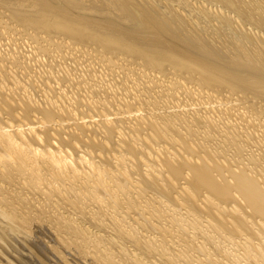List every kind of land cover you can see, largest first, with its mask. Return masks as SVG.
Wrapping results in <instances>:
<instances>
[{
    "label": "bare ground",
    "instance_id": "obj_1",
    "mask_svg": "<svg viewBox=\"0 0 264 264\" xmlns=\"http://www.w3.org/2000/svg\"><path fill=\"white\" fill-rule=\"evenodd\" d=\"M189 1L190 0H0V10L7 11V14H8L10 20L12 22H14L15 25L19 26V28L24 30V32L28 33V36L32 37V35H33V37H34L36 35L35 37H37L36 38L37 40L40 39V40L45 41L47 43V44H41L40 43L41 45L39 44L40 49L39 48L38 49L41 50L42 51L41 53H43V54L46 53L47 51L50 52L49 50L52 49L51 43L50 44L48 43L51 40H53L51 38L52 37L56 38V36L61 35V37L63 36V38L67 39L70 43H72L70 46L73 45V48H75V49L77 47L76 45L81 46V44H89L90 42L94 45H97V46H94L95 47L94 49L99 50L102 53L101 54L102 58H103V60H106L105 62L108 61V65H109V63L114 62L115 58L120 57L122 60L126 59V60H130L132 62L139 63L145 70L147 69V70H151V71L156 72L157 75L153 74L156 77L158 76V74L159 75L160 74L161 75L167 74L168 69H172L174 72H178V74L184 75L187 78L185 80H192V81L196 80L198 82L199 86L203 87V89L205 88V89H208L209 91L211 90L210 92H212L213 90H217L216 93L220 92V91H222V92L225 91L227 93H231V94L238 95V96H239V94H241L242 96H245V97L246 96L248 97V95H250L251 97L254 98L253 99L254 101L255 100H261V102H262V100H264V0H207V2L208 1H210V2L207 4H205V2H204L201 5L199 4V6L198 5H191L193 3L189 2ZM210 3H211V5H213V4L218 5V6L220 5L221 9L216 8V7L213 9L212 7H209L208 5ZM174 5L182 7L184 9V11L188 12L190 15H192V12H190V11H193L194 15H192V16H194L199 22L197 20L194 21L193 19L189 18L190 15H188L189 16L188 17L186 13H184L181 10L179 11ZM193 6H195L196 8H193ZM223 10H226V12L228 10L230 13L232 12L233 13L232 16H230L229 13L224 14ZM7 14H6V17H7ZM5 19H8V18H5ZM213 19L216 21L217 24L209 25L210 23H212L211 21ZM2 20H4V18ZM196 23H198L199 27L197 26ZM235 24H236V26H235ZM237 24L238 25L240 24V26H242V28L238 29L240 27ZM245 24L249 25L248 28H246L247 25L245 26ZM214 25H216L215 26V28L217 27L216 29L213 27ZM234 26L235 27L238 26V28H237L238 32ZM212 27L214 28L213 32H214V30L216 31V33L214 32L215 35H214V33H212L210 31L211 30L210 28H212ZM251 27H253L254 29L256 28V31H252L250 29ZM208 29H210L209 30L210 32L207 31ZM235 29H236V31L234 32ZM241 30H243V31H241ZM227 32H229V33H227ZM38 34H40V35L38 36ZM58 37L60 38V36H58ZM59 38H57V39H59ZM67 40L64 42L68 43ZM35 42H34V44H35ZM19 43H21V42H19ZM60 44H61V42L57 43L58 46L57 45L56 46L60 47L59 46ZM35 46H32V47H35ZM32 47H31V49H33ZM35 48H37V47H35ZM90 49H91V47H90ZM39 50L38 51L35 50V52H37V54H38V52H40ZM0 51L2 52V50H0ZM1 52H0V56H2ZM18 53H20V52L18 51ZM18 53H17V55H18ZM50 53H48L49 56L51 55ZM2 54L4 55L3 52H2ZM112 54H115V55H112ZM19 55L20 56L22 55L25 57L24 54L20 53ZM9 56H11V55H9ZM25 59H27V58H25ZM39 59H38V62H39ZM117 59H119V58H117ZM116 61L117 60H115V62ZM2 62H3V60H2ZM11 62H14V61H11ZM24 62H26V61H24ZM105 62H103V63L106 66L107 64ZM117 64L120 65V67H121L122 63L119 64V62H118ZM18 66H19V64H18ZM130 68H133V67H130ZM9 71H12V70H9ZM48 71L49 70H47L46 72H48ZM44 72L45 71H43V73ZM129 72H131V71H129ZM182 73H185V74H182ZM3 74L5 75L6 73H3ZM129 74L131 76L133 73L132 74L129 73ZM136 74H134V75H136ZM50 75H52V74H49V76ZM134 75H133V77H134ZM141 75H143V74H141ZM148 75H149V73H148ZM10 76H12V75H10ZM60 76H62V75H60ZM155 76H153V77H155ZM137 77H140V76L138 75ZM141 77H140V79L143 78V77L142 78ZM180 77H182V76H180ZM12 78L14 79L16 77H11L10 81L14 82L12 80ZM26 79H28V78H26ZM64 79H66V78H64ZM71 79H74V78L71 77ZM125 79H126V82L130 81L133 83L135 81V80L131 81L134 78H132L131 80H129L128 78H125ZM156 79H158V78H156ZM7 80L9 82V79H7ZM14 80H16V82L19 83V81H17L19 79H14ZM152 80H154V79H152ZM12 82H11L12 85L16 86L18 84V83L15 84L16 82L13 84ZM138 82H140V81H138ZM173 82L174 83L176 82L178 85H182L177 80H175ZM122 83H124L123 80H122ZM154 83L155 82H153V84ZM176 83H175V85H177ZM94 84H95V82H94ZM150 84L152 85V82ZM154 85H152V86H154ZM161 85H163V84H161ZM85 86H87V85H85ZM96 86H98V85H96ZM155 86H157V85H155ZM169 86H170V84H169ZM2 87H3V84H2ZM2 87L0 89H2ZM4 87H5L4 89H6V92L9 90L8 93H12V92H10V88L7 90L6 86H4ZM9 87H11V86H9ZM24 88H26V87H24ZM133 88H134V84H133ZM147 88H146V90L145 89L144 90L147 91ZM149 88H150V86H149ZM167 88H165V89L167 90ZM171 88L173 89L174 87L172 86ZM179 88H180V86H179ZM11 89H13V88H11ZM162 89L160 88L161 92H163V91H164V93L167 92L165 90L162 91ZM181 89H179V90H181ZM203 89H202V91H203ZM223 89H226V90H223ZM3 90H2V93H3ZM17 90H18V88H17ZM17 90H16V92H17ZM24 90L25 89H23L22 92H24ZM183 90H187V89H185V86L183 87ZM183 90H181V91H183ZM6 92H4V93H6ZM13 92H14V89H13ZM26 92L27 91L25 90V93ZM172 92H171V94H172ZM187 92H188V90H187ZM200 92H201V89H200ZM213 92H215V91H213ZM23 94L24 93H22L21 95H23ZM166 94H164V95H166ZM13 95H12V98H14ZM17 95H15V96H17ZM24 95H28V94H24ZM187 95L190 96V94H188V93H187ZM209 95H212V94L210 93ZM84 96H86V95H84ZM146 96H148V95H146ZM1 97H3V96L0 95V102H2V104H3V102H5V104H6V105L4 104L5 107L7 106V108H8V106H10V110H12L11 107L12 106L14 107V103H15V107L17 106V108H19L18 110L19 111L21 110L20 112L21 113L23 112L22 114H24V116L26 115V117L23 116V120H24V118L29 120L28 117L30 115L29 114L30 111L34 110V112L36 113L38 110L41 113V117L39 116L40 118L37 120L38 126H36V127L32 125V123H34V120H32V123L28 122L27 120H24L25 122H21L22 124H19V123H18L19 125L15 124L16 122L14 123L13 120H15L16 117L19 115H16V116L13 115L15 117V119L8 117V118H5L6 120H4V122L0 121V213L6 218V221L8 220L12 223L11 224L10 222H7V223H9V226H13V225L18 226L19 225L21 228L26 229V228H28L29 224L33 221V219L35 220V217L42 215L44 212L43 205L41 206V204H39V203H38V205L33 204L32 200H30L26 196H24L23 193H25V192L21 193V190H20V192L18 191V189L16 190L14 188V187H16V185L12 186L14 182L16 183V181H17V183L20 185V188L21 187L23 188L24 185H26L27 187L30 188V190L33 189L32 191L35 190V191L39 192V194L41 193L43 195H46V197L48 196L50 198L51 196H55L57 199L60 200V202H61V199L64 198L63 190H65V192L67 191L68 193H71V191H72V195L74 193L75 194L73 195L74 200L73 201L71 200L72 201L71 208L73 206V209L76 213H79L81 216L83 215V217L85 216L84 215L85 211L84 210L81 211L80 209L83 208L81 206H83L84 203L86 202L84 200L89 199L92 202V204H94V208H97L96 212L91 211L92 213H90L91 219H92L90 224L95 223L99 229H101L100 227H102V229H103V227L107 224L106 221H108L112 227L111 231H113L112 233L114 235V238H117V239L121 240V242L129 244L132 248H134V250L136 251V254H134L133 252L132 253L130 252L132 255L129 253V251H126L123 248V246L125 247L126 244H122L123 246L120 247L118 250L119 254L124 256L123 259L126 261L127 264H145V262H147V261L144 262L139 255H143L144 257H149V258L150 257H156L155 259L157 261L163 263V264H183V261H185L186 259L179 262L180 259L177 258V255H175V253H171L172 252V248H170L171 244L166 242L164 239V237L166 235L169 238H171L173 235L169 236L168 234H173V233L171 232V229L170 230L168 228L166 229L165 227H163L159 224L160 220H161L160 217L161 216L163 217V215L161 214L162 210L158 206H155V207L149 206L150 203L148 200L152 199L150 196H148L149 199L143 198L141 200V198L143 197L142 196V194H143L142 190L146 186H147V188H146L147 190H148V186L151 189L152 188H154L156 190L158 189L160 192L159 196L160 195L162 196L164 194V196H166V197H167V195H169V194L165 195V193H167V190L171 191L172 189L177 188L176 189L177 191L174 190L176 192V196L172 195L173 200L171 201L169 198V203L172 202L176 206L178 205V207L183 209V211H185V212H182V211L178 212L177 211L178 212L177 213L176 211H174V209L169 208L173 211H171L170 213L167 212V214H169L168 216L165 215V216H167V219L169 220L168 221L165 218V221L167 220L171 226L174 225L177 227L176 233H175L177 236L181 235V237L184 236L186 238L187 236H189V233H187V228H190V229H192L191 234L192 233L193 234H195V233L200 234V236L202 237L201 239H204V242L206 240L207 243H210L212 240V237H213L212 235L208 234L210 230L207 233V231H205V232L203 231L204 229L203 230L198 229L199 228L198 225L202 222H206L207 223L206 227H209L210 229L211 228L214 229V232L217 235H221L224 237L223 239H230V240L233 239L234 240L233 237H235L237 235V238H238V234L240 232H243L242 236L240 237V239L242 241L238 242V244H239L238 247H241L240 249L242 250V254H240V255H243V257H245L248 260L249 264H257L258 261L262 262V264H264V240H262L260 242H253L252 239H250L251 235L253 234L252 230L254 229V227H253L254 223L258 225L257 227L261 226L262 228H264V179L261 180L260 178H258V176L256 177V175L253 174V171H252L253 169L251 168L252 169L251 170L249 167H247L245 169H239V170L232 169L229 166L234 165V164L230 163V165H229V163H228V165H229L228 166L227 164H225V162L227 163V161L224 162L222 159L221 160L214 159L213 157L208 156L209 152L205 153L204 150H202V152H204L207 155H205L203 153V155L202 154L197 155V158H195V155L194 156L191 155V154L195 153V149L193 148V145L191 144L192 141L189 142V140H187V139L189 137H191L189 135H191L192 131H194V135L198 131L196 129V127H194L195 128L194 130H192L194 124L192 125V128H191L192 131L190 133H189V131H187V129L190 130L189 125L192 124L191 122L187 128L184 127V129L186 130L185 132L186 133L188 132L187 135L189 137L188 136H187L188 138L185 137L186 133H183L184 137L180 136V134H182V132L180 131L181 133L180 132L179 133L177 132V133L179 134V138L181 137V139L178 140L179 138L177 136L178 139L175 137L176 140H174L177 142V144H178L177 146H179V148L175 147L176 150L180 149L181 151H186V152H188L187 154L184 152L185 154H183V155L180 154V156H178L179 153H182V152H179L180 150H178L177 152H179V153H176V155L174 154L171 156L170 154H172V153H168L169 155L167 154V156H165L162 153H159V151H157V150H156L157 152L154 151L155 153H157L159 155L158 158L154 159L155 160L154 161L155 166L152 164L153 167H150V165L148 163H146L149 166L145 165L148 168L146 169V172L144 175L142 172H141L142 173L141 174V173H139L140 171H136L137 176H139V178H137L138 180H136V181H132V179H130L131 174H129V172L131 173V170H130V168L129 169L127 168V164L125 163V158H123L124 157V154H123L122 157H116L117 165H115V166H117V168L119 165L120 166L119 168L122 167V169H118L117 174L113 175L114 178H116V179H114V178L110 179V177H108V175H107L109 170L103 168L104 162L102 164V160L104 161V157L106 158V157L110 156V155L109 156L107 155L108 154L107 152H106L107 154H104V152H103L104 155H107V156H103V157H102V155H100L98 153L95 154L93 152L95 154V156L97 155L100 158H102L100 163L102 164L103 167H101V168L97 164L92 163L93 162V156H92V158H90V159H92V162L90 163L91 160L88 161V158H87L90 156V154H88L86 152L87 157H85L86 153H84L83 150H82V152H83L82 154H80V155L78 154L79 155L78 160L77 161L74 160V161H76L74 163L73 161H71L73 159L72 155H71L72 159L68 158V156L70 154L69 152L71 150H69V152H68V150H64V148H63V146H64L62 144L64 142L63 139L66 141L67 138H65V137L62 138L60 136L58 138H56L55 135L58 136V133L56 131V129L58 127L56 126L57 128L54 127L55 129H53L54 125L52 126V124L55 123L58 126L61 125L63 118H64L63 115H65V114L69 115L70 114L69 109L70 108L73 109L72 108L73 106L66 103L67 105H70L71 107L67 109L66 105L64 104L65 107L63 106V108H61V106L58 105L59 101L58 102L53 101V102H49L47 104L45 100L44 101H45L46 105H42V103L40 105H38V103H40L41 101H39V102L37 101L38 103L35 100H34L35 103L30 102L31 101L30 99H32V101H33V98H31L30 95H29V98L27 96L28 99L25 96L21 97V98L18 96L19 99H18V97H17V99L19 100V104H16V103H18L17 99H16L17 102L14 100V102H12L13 103L12 104L11 102L6 101L5 100L6 98L4 99ZM7 97L9 98L8 94H7ZM86 98L87 97H85L84 100ZM1 99H2V101H1ZM123 99H124L123 101H126V103H127V99H129V98H127L126 100H125V98H123ZM171 99H172V97H171ZM51 100H52V98H51ZM87 100H89V99L87 98ZM82 102H84V101H82ZM96 102L98 103L99 100L98 101L96 100ZM236 102H238V101H236ZM76 103H78V101ZM91 103L93 106L91 108H94L96 106V104L94 103L95 104V106H94L92 101H91ZM132 103H134V102H132ZM86 104L88 105V102L85 103V105ZM131 105L132 104L130 102L128 106H131ZM0 106L2 107V105H0ZM88 106H91V105H88ZM124 106H126L125 102H124ZM103 108H104V106H103ZM128 108L126 110H128V112H129L130 108H133V107H130L129 109ZM252 108H254V107H252ZM155 109L157 111L159 108L158 109L155 108ZM6 110H8V109H6ZM74 110H76V109L74 108ZM126 110H123V111L125 112ZM136 110L138 112L137 108H136ZM167 110H169V109L167 108ZM173 110H172V112H170L171 114H173ZM0 111H1V109H0ZM117 111H119V110L117 109ZM161 111H164V110L161 108ZM3 112H5V113H3ZM3 112H2L3 114H6V111L4 108H3ZM39 112H37V113H39ZM74 112H76V111H74ZM102 112L103 111H101V113ZM124 112H122V113H124ZM2 113L0 115H2ZM8 113H9V111H8ZM81 113H83V112H81ZM130 113L132 114V112H130ZM97 114H99V112H97ZM124 114L126 115L128 113L125 112ZM165 114H167V113H165ZM73 115L75 116V114H73ZM99 115H100V117L102 116L101 114H99ZM99 115H97V116L99 117ZM105 115H103V116H105ZM153 115H155V114L153 113ZM159 115H160V113H159ZM159 115H158V117H159ZM161 115H160V117L163 120H165L164 116L162 117ZM163 115H164V113H163ZM9 116H10V113H9ZM94 116L95 115L93 114V118H94ZM118 116L119 115L116 116L117 119L120 117V116L119 117ZM140 116H141V114H140ZM142 116H143V114H142ZM150 116H152V114ZM165 116H167V115H165ZM175 116L177 117V115H175ZM175 116H174V118H175ZM195 116H196V114H195ZM0 117H2V116H0ZM10 117H12V115ZM70 117H68L69 121L72 119V117L71 118ZM77 117H73V118H76V120L80 121L79 117L78 118ZM84 117H86V116H83L82 118H84ZM134 117H132L133 123L137 124L136 121L138 119L136 121H134ZM144 117H142V118L144 119ZM198 117H199V114H198ZM202 117L203 116L199 117V119ZM90 118H92V117L90 116ZM108 118H109V116H108ZM111 118H112V116H111ZM136 118L137 117H135V119ZM146 118H148V117L146 116ZM149 118H148V120H150ZM206 118H210V117H206ZM0 119H2V118H0ZM17 119L19 121L18 117H17ZM33 119H34V116H33ZM35 119H37V118H35ZM103 119H104V117H103ZM120 119L121 118H119V120ZM152 119H154V118H152ZM168 119H169V117H168ZM182 119H183V117H182ZM182 119L180 120L177 118V124L178 123L180 124L181 123L180 121H182V123L183 122L187 123L186 121H183ZM192 119H190V120L192 121ZM199 119L197 120L198 122H199ZM30 120H31V118H30ZM96 120H98L97 122H99V120L102 121V119H96ZM112 120H113V118H112ZM129 120H126V122ZM184 120H186V119H184ZM200 120L201 121L199 123H204V118H203V122H202V119H200ZM205 120H207V119H205ZM26 121L29 124L26 123ZM86 121L81 122V123L79 122V124H77V126L74 124L76 122H74L73 125H75V127H77V129L81 128L82 130L80 129V131H82V132H83V130H85V131L89 130V132H90L93 128L91 126H94L95 122L93 125L90 126V124L88 125L89 121H87L88 123ZM172 121H174L173 118L171 119V122ZM72 122H73V120H72ZM102 122H100L99 124H101L100 127L102 126V124H104V128H103L104 130L103 131L105 132L106 136L103 134L104 133L103 132L102 134H103V136H105L104 137L105 140L103 142H101L102 143L101 146L102 145L106 146V145H108V142L111 143L110 142L111 140H109V138L113 135V130H114L113 125L115 126V124H117V123L114 124L109 119H107L105 121V123L104 122L102 123ZM117 122H118V120H117ZM121 122L124 123L123 121H121ZM146 122H144V124ZM156 122L155 121L151 122V120L149 121V123L152 125V128H154V123H156ZM164 122L166 124V121H164ZM211 122H210V124H206L207 125L206 127H208V125H211ZM133 123L131 125H133ZM149 123L147 122V124H149ZM194 123L197 124L196 121ZM25 124L26 125L28 124L26 129L24 128ZM70 124H71V121H70ZM144 124H143V126H144ZM175 124H176V122H174L173 125H175ZM166 125L168 126L169 124L167 123ZM166 125H163V127H165ZM173 125L172 126L169 125L170 127L173 128V130H172V128L170 129L171 132L172 131L174 132L177 130L176 128H174ZM186 125H184V126H186ZM200 125H202V124H200ZM200 125H198V127ZM155 126H156V128H158L157 126H159V125H155ZM224 126H226V125H223V128H224ZM89 127L91 129H89ZM96 127L98 128L99 126H96ZM102 127H101V129H102ZM118 127H119V125L117 126V128ZM133 127L135 128L136 126H133ZM150 127L151 126L146 127V128L149 129ZM228 127H231V126L229 125ZM59 128H60V126H59ZM59 128L57 130L62 132V129L59 130ZM97 128H95L94 132L99 130V129L96 130ZM122 128H125L126 130L128 129V127L127 128L122 127ZM132 128L130 129V131H132ZM152 128H150V129L153 130ZM159 128L162 129V126H160ZM209 128H211V126L208 127L207 129H209ZM223 128H221V129H223ZM226 128H227V126H226ZM135 129L137 130V128H135ZM160 129H156V130L158 131ZM178 129H179V127H178ZM204 129H206V128H204ZM207 129H206V131H207ZM212 129H214V128L212 127ZM212 129H210V130H212ZM215 129H216V127H215ZM50 130H53V131L51 132ZM156 130H155V132H156ZM162 130H164V128ZM121 131H123V130H121ZM121 131H119V132L117 131L119 133V136H120L118 138L123 137V139H124L123 141L125 143L126 138H124V136H126L127 133L125 131L126 134L124 135V134L120 133ZM165 131H162V133ZM177 131H179V130H177ZM216 131H218V132L221 131V134L224 133V131L222 132V130H215L214 132H216ZM232 131H236V130H232ZM94 132H92V133H94ZM101 132H100V134H101ZM115 132H116V130H114V133ZM153 132H154V130H153ZM218 132H216V133H218ZM227 132L230 133V131H228V130H227ZM40 133H42V134H40ZM65 133L70 135V137L73 136L72 138L76 140V138H74V136H76V134H74L75 132L74 133L72 132L73 135H71L72 133L69 130H68V133L67 132H65ZM69 133H71V134H69ZM122 133H124V132H122ZM136 133H138V132H136ZM158 133H159V131H158ZM203 133H206V132L203 131ZM208 133H209V131H208ZM66 134H64V135H66ZM86 134H87V131H86ZM86 134H84V135H86ZM146 134H148V137H149V133L147 132ZM221 134H219V135H221ZM235 134L232 136H236ZM60 135H61V133H60ZM89 135H87L88 136L87 138H89ZM95 135H97V134H95ZM132 135H127V136H129L128 138L130 139V136H132ZM135 135H137V134H135ZM135 135H134V137H135ZM223 135H225V133ZM93 136H94V134H93ZM165 136H166V134H165ZM170 136L171 135L168 134L169 138H170ZM202 136H205V135H203L201 133L200 140L204 139V138H202ZM207 136L208 135L206 134V137ZM230 136L231 135H229V139H230ZM232 136H231V138H232ZM116 137H117V135H116ZM143 137H145V136L143 135ZM210 137H211V135H210ZM69 138H68V140H69ZM85 138H86V136H85ZM158 138L160 139V137H158ZM193 138H194V136H193ZM196 138H198L197 135H196ZM212 138H215V137H212ZM226 138H227V136H226ZM237 138H238V136H236V139H235V137H233L232 139L238 141ZM44 139L47 140L46 142H48V143L51 139H56L54 141L55 142L58 141V143H61V146H60V144L59 145L57 144L58 149L55 150L52 147H53V144L55 145L56 143L51 141L49 143V146L52 149L51 148H44V146L47 145L48 143L43 144L44 149H42V145L40 146L41 142H40L39 146L38 145L35 146L33 144L34 142H32V141H36V140L38 142V141H42ZM77 139H81V138H77ZM110 139H112V137ZM149 139L153 140L152 136L149 137ZM162 139H161V142H162ZM138 140H139V138H138ZM156 140H157V138H156ZM165 140H167V139H165ZM207 140L211 141L208 137H207ZM227 140H226V143H229V142L232 143L230 140H229V142ZM94 141L93 142L89 141V142L91 144V142L94 143ZM127 141H126V145L128 142H131V141H128V142ZM133 141H134V139H133ZM133 141H132V143H133ZM154 141H155V139H154ZM163 141H164V139H163ZM167 141H169V140H167ZM203 141H205V140H203ZM37 142H36V144H37ZM66 142H68V141H66ZM66 142H65V145L67 146ZM77 142L79 143V141H77ZM155 142H157V141H155ZM172 142H173V139H172ZM211 142L214 143L213 141H211ZM223 142H225V141H223ZM71 143L72 142H70V144ZM98 143L100 144V142H98ZM120 143H122V142H120ZM134 143H136V141H134ZM205 143H206V141H205ZM230 143H229V145H232L235 142L232 144H230ZM129 144H131V143H129ZM143 144L147 145V143H145V142ZM237 144H235V147L232 145V147H234V148H237V146L240 147ZM75 145H76V143H75ZM87 145H89V144H86V146ZM122 145H124V144L122 143ZM133 145H135V144H133ZM168 145H169V143H168ZM170 145H172L171 148L174 149V146H173L174 144H170ZM201 145L202 144H200V146ZM49 146L47 145V147H49ZM72 146H74V145L72 144ZM92 146H93V144H92ZM120 146H119V148H122V149L125 147V145L123 147H120ZM164 146H166V145H164ZM205 146L210 147L209 144L205 145ZM68 147L70 149L72 148L70 146H68ZM77 147H78V145H77ZM80 147H81V145H80ZM89 147H91V146H89ZM128 147L132 148L130 145ZM137 147L138 146L135 145L134 150ZM147 147H149V146L147 145ZM161 147H163V146H161ZM161 147L158 150H161V152H162V150L164 148L161 149ZM199 147L197 148V146H195V148H197V149H199ZM73 148H75V147H73ZM83 148H81V149H83ZM108 148L110 149V147H108ZM125 148L127 149V147H125ZM141 148L142 149H140V150L143 151V149H144L143 146H141ZM210 148H212V147H210ZM215 148H217V147L215 146ZM215 148L212 149L211 151L215 150ZM109 149H107V151ZM126 149H123V151L125 150V153H126ZM137 149L139 151V147ZM152 149H154V148H152ZM165 149H166V147H165ZM239 149L241 150V148H239ZM114 150H115V148H114ZM129 150H130V153L133 152L132 151L133 148L129 149ZM129 150L127 152H129ZM205 150H207V149L205 148ZM235 150H237V149H235ZM209 151H210V149H209ZM219 151H220L219 153L216 151L213 153H215V154L217 153L218 155H220L221 150H219ZM136 152H134V154H136ZM163 152H171V150L170 151L163 150ZM174 152H175V150H174ZM196 152H197V150H196ZM222 152H224V151H222ZM93 153H92V155H93ZM144 153L145 152H143V154H141V156H144L145 155ZM211 153L212 152H210V154ZM71 154H72V152H71ZM129 154H127V155H129ZM160 154L163 156H160ZM118 155L120 156L121 154H118ZM131 155H133V154H131ZM216 155H215V158L218 157ZM222 155L224 156V153ZM126 157H127L126 159H128L130 157V155H129V157L128 156H126ZM139 157L138 158L136 157V159H139ZM145 157H147V156H145ZM237 158H238V156H237ZM97 159H99V158H97ZM250 159H248V161ZM107 160H108V158H107ZM128 160H133V159L129 158ZM140 160L141 159H139V161ZM97 161L99 162V160H97ZM134 161H136V160L134 159ZM134 161L133 162L129 161V162L132 163V165H138L137 163L135 164ZM252 161L253 160H250L251 163H252ZM113 162H115V161H113ZM151 162H150V164H151ZM109 163H108V167H109ZM144 164H143V166H144ZM122 165H124V166H122ZM82 166L83 167L86 166V168H87V170H86L87 174L84 171V173L87 176V177L84 176L85 181L81 182V184L79 183L80 184L79 186H81V188L84 190H82L80 187H77L78 188V190H77L78 192H77V191H74L73 188H69L71 186L63 187L62 184L64 183L63 182L64 179L67 178L66 177L67 175H69L70 181H72L73 179H75L77 177L78 178L80 177L79 176L81 173L80 167H82ZM145 166H144V168H145ZM144 168L142 170H145ZM113 169H115V168H113ZM134 169H135V167H134ZM134 169H133V171H134ZM110 170H111V168H110ZM137 170H138V168H137ZM92 174L95 176L94 177L95 179L93 178V180L89 176ZM109 174L111 175V172ZM81 178H82V176H81ZM19 179H22L23 181L19 180ZM179 179H181V180L183 179L184 182L181 184H178ZM18 184H17V187H19ZM151 189L149 191H151ZM154 189H152V191ZM68 190H70V191H68ZM85 190L87 191V193H90V194H92L93 192H97L98 194L104 193V195H105V194H107V192H109L108 193L109 196H112V193H114L113 199L117 198L116 194L118 196L120 195L121 197L119 196V200H117L118 198L116 199L117 202L120 205L122 204V202H125L124 205L126 206L127 209L134 211L133 212L134 214H139L141 217L137 216V218H136V216H134L135 219L132 221V224H130L131 221L126 222V221H123L121 219L122 216L118 217V212L116 213L113 211V213H111V214H103V213H101L100 208H101V206H104L106 203L104 202L105 204L102 205V203H100L99 199H98V197L99 198L102 197L103 194L101 196H98V197H95V195L90 196V194H88L89 195L88 196V195H85L86 194ZM147 190H146V192H148ZM132 192L134 194H132ZM153 192H155V191H153ZM144 193H145V191H144ZM35 195H37V194L35 193ZM159 196H157V197H159ZM172 196H171V198H172ZM155 197H156V195H155ZM43 198H45V197L43 196ZM96 198L98 201H95ZM57 199H55L56 202H57ZM163 199H166V198L164 197ZM42 200H44V199H42ZM50 201H51V199H50ZM90 201H88V204L90 203ZM107 201H109V200L106 199V202ZM113 201H111V202H113ZM63 202H62V204H63ZM159 202H161V201H159ZM166 202H168V201H166ZM45 203H46V200H45ZM65 203H66V200H65ZM200 203L203 204V206L200 205ZM107 204H109V203H107ZM120 205H118V206H120ZM166 205L169 206V204H166ZM107 206H109V205H107ZM115 206L118 207L117 205H115ZM176 206H174V207H176ZM194 206H196L199 210L198 215H196L194 213V210H195ZM19 207H20V210H19ZM116 207H114V208H116ZM163 207L166 208L165 205ZM163 207H161V208H163ZM21 208H28L30 210V212L28 210L27 211H25L23 209L21 210ZM106 210H107V208H106ZM113 210H115V209H113ZM202 210L204 211V213L206 215L212 216V218H210V219L207 218L205 220L204 219L202 220V214H203ZM31 211L32 212L37 211L39 213V215L34 216L31 213ZM108 211H110V210H108ZM147 211H149V212L147 213ZM163 211L165 212V210H163ZM163 211H162V213H164ZM76 213H75V215H76ZM146 213L148 215H146ZM85 214H87V212ZM123 214H124V211H123ZM126 214H127V216H129L128 215L129 213H126ZM95 215H97V216H95ZM47 216L48 215H46V217H45L47 220V223L49 221H53V223H56L58 225V227L56 225V227L58 228V231L61 230V232H63L65 235H67L69 237L68 238L66 236L69 240L64 238V241L66 240L64 243L66 244L67 247L72 246V247L77 248V250H75V251L79 250V252H81L80 256L83 258H86L88 256V254L85 252L86 250L83 251V246L91 244L96 249L94 252L95 254L92 253L93 254L92 262L94 264H114L113 257L110 254L111 252L108 253V252H105V250L102 251V250L98 249L99 248L98 244L104 240H106L108 242V244L114 243L115 240L112 237H110V236H109L110 238L105 237L101 234H95V235L92 234L91 235L90 233H88V230H86L87 226L85 228L82 226L80 227V225L77 223V221H75L76 218L69 216V214H67L65 216H63L62 214L54 215V216L49 215L48 218H47ZM199 216H200V218H199ZM256 217H258V220H255ZM43 218H40V220L41 219L45 220ZM124 218H125V216H124ZM163 219H164V217L162 218V220ZM253 221H254V223H253ZM53 223L51 224V226L53 225ZM133 223H135V225H133ZM0 226H1V224H0ZM17 226L15 228H17ZM94 227H96V226H94ZM12 228H14V227H12ZM21 228H17L18 232H19V229H21ZM140 229H142L146 232H149V235H144L143 233L140 234L139 233L141 231ZM197 229H198V231H197ZM225 230L228 231L229 235L226 234ZM58 231L56 229V232H58ZM27 232L29 233V231H27ZM63 233H61V234H63ZM1 234L3 235L2 231H1ZM4 234H5V231H4ZM246 235H249V237H247ZM195 236L197 237V235H194V237ZM184 237H182V238H184ZM185 238H184V241H185ZM187 238L189 239V238H191V236H189ZM187 238H186V241H188ZM209 240H210V242H208ZM62 241H63V239H62ZM229 242H231V241H229ZM190 243H191V241H190ZM190 243H187L186 245L189 244V247H191V249H193L194 247L192 248V246L194 244L191 243L192 244L191 245ZM115 245L117 246V244H115ZM217 245L214 248L212 247V249L215 250V248H217L220 244L218 246ZM120 246H121V244H120ZM118 247H119V244H118ZM195 247H197V246H195ZM184 248H185V245H184ZM203 248H205V247H203ZM183 250H186V248ZM217 250H221V249L217 248ZM187 251H188V248H187ZM127 252H128V254H127ZM182 252L183 251L178 252V253H182ZM87 258H89V256ZM90 258H91V256H90ZM184 258H185V254H184ZM119 259H122V258H119ZM119 261H120L119 263H121V260H119ZM217 262H218V260H217ZM186 263H188V262H186Z\"/></svg>",
    "mask_w": 264,
    "mask_h": 264
},
{
    "label": "rangeland",
    "instance_id": "obj_2",
    "mask_svg": "<svg viewBox=\"0 0 264 264\" xmlns=\"http://www.w3.org/2000/svg\"><path fill=\"white\" fill-rule=\"evenodd\" d=\"M189 2H191V3H193V4H191V5H198L199 6V4L201 5L202 3H204L205 2V4H207V3H209L210 1H208L207 2V0H190ZM201 2V3H200ZM195 3V4H194ZM214 5V4H213ZM211 5V3L208 5L209 7H212L213 9L216 7V8H220L221 9V7H220V5L218 6V5ZM179 11L181 10V11H183L184 13H186L187 14V16L188 15H190L188 12H186V11H184V9L182 8V7H179V6H177V5H174ZM197 6V7H198ZM179 7V8H178ZM193 8H196L195 6H193ZM224 12V14L226 13H229L230 14V16H232V12L230 13L228 10H227V12H226V10H223ZM2 12V13H1ZM190 12H192V15H194V13H193V11H190ZM6 14H7V11H4V10H0V50H2V52L4 53V55L2 54V52H1V55L2 56H0V88L2 87V84H3V87H2V89H0V95H2L3 97H1V98H6L5 100L6 101H9V102H14V100L17 102V100L19 99V97L21 98V97H26L27 98V96H28V98H29V95H30V97L31 98H33V101H32V99H30L31 101L30 102H34V100L37 102H39V101H41L40 103H38V105H40L41 103H42V105H46V103L48 104L49 102H53V101H56V102H58V105H60L61 106V108H63V106L65 107V105H66V108L68 109V108H70L71 106H73L72 108L73 109H69V112H70V114L68 115V114H65V115H63V121H62V123H61V125H59L60 126V128H59V126L58 125H56L55 123L54 124H52V126H53V129H55V128H59V130L60 129H62V132L64 133V134H66L65 132H67L68 133V130L72 133H74V134H76V136H74V138H76V140L77 141H79V143L75 140V139H73L72 137L73 136H71L70 137V135H68V134H66V135H64L61 131H58L57 129H56V131H57V133H58V136L57 135H55L56 136V138H58L59 136L60 137H65V138H67L66 139V141H70V142H72L71 144H70V142L68 143V142H66L64 139H63V148H64V150H68V152H69V150H71L69 153V156H68V158L69 159H72L71 161H73L74 163L78 160V156L80 155V154H82L83 152H82V150L84 151V153H88V154H90V156L89 157H87V153H86V155H85V157H87L88 158V161L89 160H91L90 161V163L92 162V159H90V158H92V156H93V164H97L100 168L101 167H103L104 169H107V170H109V172H108V177H110V179H112V178H114V176L113 175H115V174H117V172H118V169H122V167L121 168H119L120 166L118 165V168H117V166H115V165H117V163H116V157H122L123 156V154H124V157L123 158H125V163L127 164V168L129 169L130 168V170H131V173L129 172V174H131L130 175V179H132V181H136V180H138L137 178H139V176H137V172L136 171H140L139 173H143V175L145 174V172H146V169L148 168V167H146V166H149L150 165V167H153L152 166V164L155 166V164H154V159L155 158H158V154L157 153H155L154 151H159V153H162L163 155H165V156H167V154L168 153H172V154H170L171 156L172 155H176V153H179V152H182V153H179L178 154V156H180V154H187L188 152H186V151H181L180 149H178V150H180L179 152H177L178 150H176V148L178 147L179 148V146H177L178 144H177V142L176 141H174V140H176V138H177V136H178V138H179V132L181 131L182 132V134H180V136H182V137H184L183 136V133H186L185 131V129H184V127L185 128H187L188 127V125L190 124V122L192 123V124H190L189 125V129L190 130H188L187 129V131H189V133L192 131V130H194L195 128L194 127H196V129L198 130L197 131V133L194 135V131H192V133H191V135H189V136H191V137H189L188 135H187V133H186V135H185V137H187L186 139L187 140H189V142H191V144L193 145V148L195 149V153H193V154H191V155H195V158H197V155H203V153L204 152H202V150H204L205 151V153H207V152H209V154H208V156H211V157H213L214 159H219V160H223L224 162L225 161H227V163L225 162V164H227L228 165V163H229V165H230V163L231 164H234V165H228L230 168H232V169H235V170H239V169H245V168H247V167H249L252 171H253V174H255L256 175V177L258 176V178H260L261 180H263L264 179V100H262V102H261V100H253L254 98L253 97H251L250 95H248V97L246 96H242L241 94H239V96L238 95H234V94H231V93H227V92H225V91H220V92H217L216 93V91L217 90H213V91H215V92H210L208 89H203V87H201V86H199L198 85V82L195 80V81H192V80H185V79H187L184 75H181V74H178V72H174L172 69H168V71H167V74H164V75H159L158 74V76L156 77L155 75H157L156 74V72H154V71H151V70H145L139 63H137V62H132V61H130V60H126V59H124V60H122L120 57H117V58H119V59H117V58H115L114 59V62H112V63H109V65H108V61L107 62H105L106 60H103V58H102V53L99 51V50H96V49H94L95 47L94 46H97V45H94V44H92L91 42L89 43V44H81V46L80 45H76L77 47H76V49L75 48H73V45L72 46H70L72 43H70L67 39H65V38H63V36L61 37V35H58V36H60V38L58 37V36H56V38H54V37H52L51 39H53V40H51L50 42H48L49 44L51 43V47H52V49H50L49 51L51 52H46V53H41L42 51L41 50H39L40 49V46H39V44L41 43V44H47L45 41H42V40H37L36 38L37 37H33V35H32V37L31 36H28V33H26V32H24V30H22L21 28H19V26H17V25H15V23L14 22H12L11 20H10V18H9V16H8V14H7V17H6ZM3 15V16H2ZM192 15H190V17L189 18H191V19H193L194 21L195 20H197L194 16H192ZM192 16V17H191ZM4 18V20H2ZM5 18H8V19H5ZM6 20V21H5ZM8 20V21H7ZM11 21V22H10ZM198 21V20H197ZM199 22V21H198ZM212 23H210L209 25H212V24H217L216 23V21L213 19L212 21H211ZM215 22V23H214ZM197 24V26H198V23H196ZM234 24V23H233ZM3 25V26H2ZM238 25V24H237ZM247 25V26H246ZM17 26V27H16ZM215 26L216 25H214L213 27L215 28ZM235 26H236V24H235ZM234 26V27H235ZM238 26L240 27V28H238ZM237 27H235L236 29L238 28V29H241L242 28V26H240V24L238 25ZM245 26H246V28H248V24H245ZM199 27V26H198ZM210 28V29H208L207 31H211L212 33H216V31L214 30V32H213V29L214 28ZM217 28V27H216ZM215 28V29H216ZM16 29V30H15ZM236 29L234 30V32L236 31ZM238 29H237V32H238ZM252 31H256V28L254 29L253 27H251L250 28ZM254 29V30H253ZM14 30V31H13ZM23 31V32H22ZM209 31V32H210ZM240 31V30H239ZM241 31H243V30H241ZM250 31V30H249ZM248 31V32H249ZM28 32V31H27ZM251 32V31H250ZM26 33V34H25ZM215 33H214V35H215ZM227 33H229V32H227ZM231 33V32H230ZM255 33V32H254ZM23 35V36H22ZM40 34H38V36H39ZM13 36V37H12ZM15 36V37H14ZM22 36V37H21ZM19 37V38H18ZM30 37V38H29ZM216 37V36H215ZM16 38V39H15ZM28 38V39H27ZM57 38H59V39H57ZM34 39V40H33ZM33 40V41H32ZM67 40V42L68 43H65L64 41H66ZM16 41V42H15ZM31 41V42H30ZM36 41V42H35ZM42 41V42H41ZM19 42H21V43H19ZM25 42V43H24ZM34 42H35V44H34ZM61 42V44L59 45L60 47H57L58 45H57V43H60ZM13 43V44H12ZM18 43V44H17ZM30 44V45H29ZM40 44V45H41ZM36 45V46H35ZM57 45V46H56ZM32 46H35V47H37V48H35V47H32ZM62 46V47H61ZM16 47V48H15ZM20 47V48H19ZM31 47L33 48V49H31ZM90 47H91V49H90ZM3 48V49H2ZM39 48V49H38ZM78 48V49H77ZM88 48V49H87ZM5 49V50H4ZM14 49V50H13ZM21 49V50H20ZM23 49V50H22ZM36 51H40V52H38V54H37V52H35V50ZM38 49V50H37ZM74 49V50H73ZM85 49V50H84ZM87 49V50H86ZM94 49V50H93ZM52 50V51H51ZM58 50V51H57ZM78 50V51H77ZM17 51V52H16ZM18 51L21 53V54H24L25 55V57L24 56H20L19 54L20 53H18ZM35 53H34V52ZM55 51V52H54ZM98 51V52H97ZM59 52V53H58ZM17 53H18V55H17ZM48 53H50L51 55L49 56L48 55ZM89 53V54H88ZM99 53V54H98ZM7 55V56H6ZM9 55H11V56H9ZM112 55H115V54H112ZM4 56V57H3ZM18 56V57H17ZM62 56V57H61ZM84 56V57H83ZM10 57V58H9ZM41 57V58H40ZM20 58V59H19ZM25 58H27V59H25ZM40 58V59H39ZM24 59V60H23ZM38 59H39V62H38ZM2 60H3V62H2ZM9 60V61H8ZM42 62H41V61ZM115 60H117L116 62H115ZM11 61H14V62H11ZM20 61V62H19ZM24 61H26V62H24ZM101 61V62H100ZM105 62L107 65L105 66V64L103 63V62ZM121 61V62H120ZM17 62V63H16ZM119 62V64L120 63H122L121 64V67H120V65H118L117 63ZM13 63V64H12ZM15 63V64H14ZM22 65H21V64ZM25 63V64H24ZM129 63V64H128ZM12 64V65H11ZM18 64H19V66H18ZM115 64V65H114ZM131 64V65H130ZM27 65V66H26ZM119 66V67H118ZM126 66V67H125ZM129 66V67H128ZM29 67V68H28ZM130 67H133V68H130ZM137 68V69H136ZM130 69V70H129ZM144 69V70H143ZM9 70H12V71H8ZM14 70V71H13ZM16 70V71H15ZM47 70H49L48 72H46ZM131 71V72H129V71ZM133 70V71H132ZM141 70V71H140ZM43 71H45L44 73H43ZM138 71V72H137ZM150 71V72H149ZM174 73H173V72ZM2 72V73H1ZM143 72V73H142ZM147 72V73H146ZM152 72V73H151ZM3 73H6L5 75L3 74ZM11 73V74H10ZM129 73H133L131 76H130V74ZM142 78V79H140V77H137L138 75ZM148 73H149V75H148ZM151 73V74H150ZM166 73V72H165ZM2 74V75H1ZM14 74V75H13ZM39 74V75H38ZM49 74H52V75H50L49 76ZM66 74V75H65ZM134 74H136V75H134ZM141 74H143V75H141ZM153 74H155V75H153ZM170 74V75H169ZM172 74V75H171ZM182 74H185V73H182ZM10 75H12V76H10ZM19 75V76H18ZM44 75V76H43ZM60 75H62V76H60ZM125 75V76H124ZM133 75H134V77H133ZM8 78H7V77ZM10 76V77H9ZM58 76V77H57ZM65 76V77H64ZM69 78H68V77ZM130 76V77H129ZM149 78H147V77ZM153 76H155L156 78H158V79H156L155 77H153ZM173 76V77H172ZM180 76H182V77H180ZM11 77H16V78H14V79H19V80H17V81H19V83L21 84H19L18 82H16V80H14L13 78H12V80L14 81V82H12V81H10L11 80ZM52 77V78H51ZM66 78V79H64V78ZM71 77L72 78H74V79H71ZM137 77V78H136ZM145 77V78H144ZM152 77V78H151ZM26 78H28V79H26ZM57 78V79H56ZM59 78V79H58ZM125 78H128L129 80H131L132 78H134V79H132L131 81H134L133 83L132 82H130V81H127L126 82V79ZM181 78V79H180ZM7 79H9V82H8V80ZM81 79V80H80ZM144 79V80H143ZM152 79H154V80H152ZM28 80V81H27ZM59 80V81H58ZM91 80V81H90ZM95 80V81H94ZM116 80V81H115ZM122 80H123V82L124 83H122ZM125 80V81H124ZM160 80V81H159ZM175 80H177L178 82H180L181 80V82H180V84H182V85H178L176 82V84L177 85H175V83L173 82V81H175ZM184 80V81H183ZM2 81V82H1ZM68 81V82H67ZM83 81V82H82ZM138 81H140V82H138ZM162 81V82H161ZM11 82L14 84L15 82V84H17L16 86L15 85H12L11 84ZM26 82V83H25ZM67 82V83H66ZM79 82V83H78ZM92 82V83H91ZM94 82H95V84H94ZM126 82V83H125ZM137 82V83H136ZM149 82V83H148ZM152 82V85H154L155 83V85H157V86H152L150 83ZM153 82H155L154 84H153ZM158 82V83H157ZM161 82V83H160ZM184 84H183V83ZM57 83V84H56ZM69 83V84H68ZM77 83V84H76ZM87 83V84H86ZM132 83V84H131ZM136 83V84H135ZM140 83V84H139ZM166 83V84H165ZM168 83V84H167ZM173 85H172V84ZM194 83V84H193ZM197 83V84H196ZM5 84V85H4ZM24 84V85H23ZM28 84V85H27ZM53 84V85H52ZM84 84V85H83ZM133 84H134V88H133ZM159 84V85H158ZM161 84H163V85H161ZM169 84H170V86L172 87H174L173 89L169 86ZM24 87H26V88H24ZM26 85V86H25ZM85 85H87V86H85ZM96 85H98V86H96ZM100 85V86H99ZM136 85V86H135ZM150 86V88H149V86ZM161 85V86H160ZM168 87H166V86ZM4 86H6V88H7V90L10 88V92H12V93H8L9 92V90L6 92V89H4L5 87ZM9 86H11V87H9ZM132 88H131V87ZM138 86V87H137ZM148 88H147V87ZM163 86V87H162ZM176 86V87H175ZM178 86V87H177ZM179 86H180V88H179ZM185 86V89H187L188 90V92H187V90H183V87ZM16 87V88H15ZM22 89H21V88ZM127 87V88H126ZM144 87V88H143ZM147 88V91H145L146 90V88ZM170 87V88H169ZM11 88H13L14 89V92H13V89H11ZM17 88H18V90H17ZM137 88V89H136ZM160 88L162 89V91L163 90H165V91H167V92H165L164 93V91L163 92H161V90H160ZM165 88H167V90L165 89ZM182 88V89H181ZM199 88V89H198ZM5 91H4V90ZM23 89H25L27 92L25 93V90H24V92H22L23 91ZM92 89V90H91ZM128 89H130L129 91L126 90ZM145 89V90H144ZM174 92H172L171 90ZM179 89H181V90H183V91H181V90H179ZM200 89H201V92H200ZM202 89H203V91H202ZM2 90H3V93H2ZM12 90V91H11ZM16 90H17V92H16ZM136 90V91H135ZM170 90V91H169ZM178 90V91H177ZM190 90V91H189ZM223 90H226V89H223ZM95 91V92H94ZM188 94H190V96L189 95H187V93ZM4 92H6L7 94H8V96H9V98L7 97V94L6 93H4ZM24 93V94H28V95H21L22 93ZM58 92V93H57ZM93 92V93H92ZM128 92V93H127ZM131 92V93H130ZM171 92H172V94H171ZM177 92V93H176ZM183 92V93H182ZM190 92V93H189ZM195 92V93H194ZM209 92V93H208ZM92 93V94H91ZM95 93V94H94ZM138 93V94H137ZM146 93V94H145ZM168 95H167V94ZM176 93V94H175ZM186 93V94H185ZM192 93V94H191ZM202 93V94H201ZM212 94V95H209V94ZM219 93V94H218ZM4 94V95H3ZM11 94V95H10ZM18 94V95H17ZM129 94V95H128ZM164 94H166V95H164ZM221 94V95H220ZM12 95L14 96V98H12ZM15 95H17V96H15ZM50 95V96H49ZM63 95V96H62ZM84 95H86V96H84ZM140 95V96H139ZM146 95H148V96H146ZM226 95V96H225ZM19 96V97H18ZM126 96V97H125ZM215 96V97H214ZM12 99H11V98ZM17 97H18V99H17ZM85 97H87L89 100H87V98L84 100V98ZM90 97V98H89ZM120 97V98H119ZM131 97V98H130ZM133 97V98H132ZM136 99H135V98ZM171 97H172V99H171ZM250 97V98H249ZM27 98V99H28ZM51 98H52V100H51ZM75 98V99H74ZM92 98V99H91ZM97 98V99H96ZM99 98V99H98ZM123 98H125V100L127 99V98H129V99H127V103H126V101H123L124 99ZM144 98V99H143ZM170 98V99H169ZM231 98V99H230ZM240 98V99H239ZM17 99V100H16ZM42 99V100H41ZM50 99V100H49ZM83 99V100H82ZM143 99V100H142ZM149 99V100H148ZM229 99V100H228ZM46 101V103H45V101ZM62 100V101H61ZM77 102L78 101V103H76L75 101ZM84 101L85 103H87L88 102V105H91V106H88L87 104L85 105V103L84 102H82V101ZM95 102H94V101ZM96 100L98 101L99 100V102L97 103L96 102ZM149 102H148V101ZM1 101H2V99H1ZM65 101V102H64ZM81 101V102H80ZM91 101L93 102V104L95 103L96 104V106H95V104H94V108H91V107H93L92 106V103H91ZM120 101V102H119ZM123 101V102H122ZM236 101H238V102H236ZM252 101V102H251ZM104 102V103H103ZM124 102H125V104H126V106H124ZM131 102V106H128L129 105V103ZM132 102H134V103H132ZM155 102V103H154ZM157 102V103H156ZM255 102V103H254ZM1 104L0 105H2V107L0 108L1 109V113L3 112V108L5 109V111H6V114H3V113H5V112H3L2 113V115H0V116H2V117H0V118H2V119H0V121L1 122H4V120H6L5 118H14L15 119V117L14 116H16V115H19V116H17L18 118H19V121H18V119H17V117H16V119L15 120H13V122L15 123V124H22L21 122H25L24 120H27V119H25L24 118V120H23V116H24V114H22L18 109L19 108H17V106L15 107V103H14V107L12 106L11 108H12V110H10V106H8V108H7V106L5 107V102H3V104H2V102H0ZM35 103V102H34ZM45 103V104H44ZM60 103V104H59ZM70 104V105H67V104ZM90 103V104H89ZM102 103V104H101ZM5 104V105H4ZM13 104V103H12ZM16 104H19V100H18V103H16ZM65 104V105H64ZM82 104V105H81ZM108 104V105H107ZM128 104V105H127ZM248 104V105H247ZM251 104V105H250ZM119 105V106H118ZM257 105V106H256ZM4 106V107H3ZM75 106V107H74ZM103 106H104V108H103ZM130 108V107H133V108H130V110H129V112H128V110H126L128 107ZM151 106V107H150ZM154 106V107H153ZM177 106V107H176ZM84 107V108H83ZM107 107V108H106ZM126 107V108H125ZM252 107H254V108H252ZM263 107V108H262ZM15 110H14V109ZM74 108L76 109V110H74ZM116 108V109H115ZM128 108V109H129ZM136 108L138 109V112H137V110H136ZM155 108H159L157 111H156V109ZM161 108L164 110V111H161ZM167 108L169 109V110H167ZM237 108V109H236ZM6 109H8V110H6ZM117 109L119 110V111H117ZM122 109V110H121ZM149 109V110H148ZM152 109V110H151ZM174 109V110H173ZM176 109V110H175ZM76 111V112H74V111ZM123 110H126L125 112H127L128 114H124L125 112L123 111ZM136 110V111H135ZM167 112H166V111ZM171 110V111H170ZM172 110H173V114H171L170 112H172ZM182 112H181V111ZM196 112H195V111ZM220 110V111H219ZM8 111H9V113H10V116L12 115V117H10L9 116V113H8ZM15 111V112H14ZM72 111V112H71ZM101 111H103L102 113H101ZM152 111V112H151ZM156 111V112H155ZM160 111V112H159ZM184 111V112H183ZM34 112V110L33 111H30L29 112V114L31 115H29V120H30V118H31V120L29 121V120H27L28 122H31L32 123V120H34V123H32V125L33 126H38L37 124V120L41 117V113L37 110V112H39V113H33ZM81 112H83V113H81ZM97 112H99V114H101L102 116L103 115H105V116H103L104 117V119H103V117L101 116L100 117V115L99 114H97ZM105 112V113H104ZM122 112H124V113H122ZM130 112H132V114L130 113ZM141 112V113H140ZM162 112V113H161ZM169 112V113H168ZM0 113V114H1ZM12 113V114H11ZM14 113V114H13ZM18 113V114H17ZM32 113V114H31ZM88 113V114H87ZM138 113V114H137ZM153 113L155 114V115H153ZM159 115V113H160V115L163 117L164 116V119L165 120H163L161 117H160V115H159V117H158V115ZM163 113H164V115H163ZM165 113H167V114H165ZM73 114H75V116L73 115ZM86 114V115H85ZM93 114L95 115L94 116V118H93ZM117 115H119L118 117L119 118H121L120 120H119V118L117 119L116 118V116ZM122 116H121V115ZM130 114V115H129ZM137 114V115H136ZM140 114H141V116H140ZM142 114H143V116H142ZM147 114V115H146ZM149 114V115H148ZM152 114V116H150ZM195 114H196V116H195ZM198 114H199V117H201V116H203L202 118H200V119H202V122H203V118H204V123H199L201 120L199 119V117H198ZM7 115V116H6ZM14 115V116H13ZM34 116V119H33V116ZM73 115V116H72ZM79 117V119H80V121L79 120H76V118H73V117H77V116ZM97 115H99V117L97 116ZM151 120V122H156V123H154V128H152V125L149 123V121L150 120H148V118H146V116ZM157 115V116H156ZM165 115H167L168 117H169V119H168V117L167 116H165ZM172 115V116H171ZM175 115H177V117L175 116ZM36 116V117H35ZM40 116V117H39ZM72 117V119L70 120L71 121V124H70V121H69V118L68 117ZM81 116V117H80ZM83 116H86V117H84V118H82ZM90 116L92 117V118H90ZM107 116V117H106ZM108 116H109V118H108ZM111 116H112V118H113V120L115 121H113L112 120V118H111ZM127 116V117H126ZM129 116V117H128ZM137 117L136 119H135V117ZM145 116V117H144ZM155 116V117H154ZM174 116H175V118H174ZM193 116V117H192ZM210 117V118H206V117ZM22 117V118H21ZM24 117H26V115L24 116ZM67 117V118H66ZM70 117V118H71ZM77 117V118H78ZM123 117V118H122ZM125 117V118H124ZM131 117V118H130ZM132 117H134V121H136L137 119V124L136 123H133V118ZM140 117V118H139ZM142 117H144V119L142 118ZM157 117V118H156ZM166 117V118H165ZM171 117V118H170ZM182 117H183V119H182ZM194 119H192V118ZM249 117V118H248ZM254 117V118H253ZM21 118V119H20ZM35 118H37V119H35ZM111 118V119H110ZM128 118V119H127ZM152 118H154V119H152ZM173 118V120L174 121H172L171 122V119ZM177 118L178 119H182L183 121H186L187 123H182V121H180L181 123L179 124H177ZM196 118V119H195ZM199 119V122L197 121L198 119ZM67 119V120H66ZM82 119V120H81ZM84 119V120H83ZM92 121H91V120ZM96 119H102V121L105 123V121L107 120V119H109V120H111L112 121V123H117L118 125H119V127L117 128V124H115V126L113 125V129L114 130H116V132L114 133V130H113V135L111 136L112 137V139H110L109 138V140H111L110 142L111 143H109L108 142V145H106V146H101V142H103L105 139H104V137L106 136L105 135V132L103 131L104 129V124H102V129H101V127H100V125L101 124H99L100 122H102L101 120H99V122H97L98 120H95ZM118 120V122H117V120ZM130 119V120H129ZM161 119V120H160ZM184 119H186V120H184ZM190 119H192V121L190 120ZM205 119H207V120H205ZM210 119V120H209ZM36 120V121H35ZM72 120H73V122H72ZM75 120V121H74ZM89 121V123L87 122V121ZM126 120H129V121H127L126 122ZM148 120V121H147ZM154 120V121H153ZM169 122H168V121ZM26 121V123H28ZM87 122L88 123V125L90 124V126L91 125H93L94 124V122H95V124H94V126H91V127H93L92 128V130L89 132V130H86L87 131V134H86V131L85 130H83V132L82 131H80V129H77V127H75V125L77 126V124H79V122L81 123V122ZM121 121H123L124 123H122ZM132 121V122H131ZM150 124H147V122ZM164 121H166V124L168 123L169 125H173L174 124V122H176V124L175 125H173L174 126V128H176L177 130H179V131H170V129L172 128V127H170L169 125L167 126L166 124H165V122ZM178 121V122H179ZM189 121V122H188ZM196 121V123L197 124H195L194 122ZM212 121V122H211ZM67 122V123H66ZM74 122H76V123H74ZM102 122V123H103ZM129 122V123H128ZM144 122H146L145 124L147 125H145L144 124ZM208 122V123H207ZM210 122H211V125H208V127H210L211 126V128H209V129H207L208 127H206L207 125L206 124H210ZM214 122V123H213ZM73 123L75 124V125H73ZM122 123V124H121ZM128 123V124H127ZM133 123V125H131ZM160 123V124H159ZM162 123V124H161ZM171 123V124H170ZM173 123V124H172ZM213 123V124H212ZM222 123V124H221ZM224 123V124H223ZM226 123V124H225ZM232 125H231V124ZM260 123V124H259ZM18 124V125H19ZM29 124V123H28ZM28 124L26 125H24V128L26 129L27 128V126H28ZM143 124H144V126H143ZM153 124V123H152ZM187 124V125H186ZM195 126H194V125ZM200 124H202V125H200ZM204 124V125H203ZM216 124V125H215ZM228 124V125H227ZM122 125V126H121ZM130 125V126H129ZM155 125H159V126H157L158 128H156V126ZM163 125H166L165 127H163ZM178 125V126H177ZM184 125H186V126H184ZM192 125H193V128H192ZM198 125H200L199 127H198ZM215 125V126H214ZM222 127H221V126ZM223 125H226L227 126V128H226V126H224V128H223ZM231 126V127H228V126ZM57 126V127H56ZM96 126H99L98 128L96 127ZM133 126H136L135 128H137V130L133 127ZM149 127V126H151L150 128H152L153 130H154V132H153V130H151L150 128L148 129V128H146V127ZM160 126H162V129L164 128V130H162V129H160L159 127ZM219 128H218V127ZM235 126V127H234ZM55 127V128H54ZM122 127H128V129L126 130L125 128H122ZM130 127V128H129ZM168 127V128H167ZM178 127H179V129H178ZM212 127L214 128V129H212ZM215 127H216V129H215ZM223 128V129H221V128ZM234 127V128H233ZM72 130H71V129ZM76 128V129H75ZM95 128H97L96 130H98V131H96V132H94V130H95ZM132 128V131L134 132L135 130V132L133 133L132 131H130V129ZM160 129V130H158L159 131V133H158V131L156 130V129ZM191 128H192V130H191ZM204 128H206L207 129V131H206V129H204ZM226 128V129H225ZM89 129H91L90 127H89ZM210 129H212V130H210ZM231 129V130H230ZM82 130V129H81ZM102 132H101V131ZM121 130H123V131H121ZM149 130V131H148ZM155 130H156V132H155ZM166 130V131H165ZM172 130H173V128H172ZM175 130V129H174ZM201 130V131H200ZM215 130H222V132L224 131V133H225V135L227 136V138H226V136L225 135H223V134H221V131H216V132H218V133H216V132H214ZM227 130L228 131H230V133L229 132H227ZM232 130H236V131H232ZM238 130V131H237ZM51 132L53 131V130H50ZM77 131V132H76ZM119 131H121L120 133L121 134H126V136L127 135H132L133 137H134V135L135 134H137V135H135V137L133 138L132 136H130V139L128 138L129 136H124V138H126V140H125V143H124V139H123V137H121V138H118V137H120L119 136V133L118 132ZM125 131H126V133H125ZM141 131V132H140ZM162 131H165V132H163L162 133ZM169 131V132H168ZM203 131H205L206 133H203ZM208 131H209V133H208ZM211 131V132H210ZM226 131V132H225ZM89 132V133H88ZM92 132H94V133H92ZM100 132H101V134H100ZM104 132V133H103ZM122 132H124V133H122ZM131 134H130V133ZM136 132H138V133H136ZM149 133V137H151L152 136V139L154 138L155 139V141H157V142H155L154 141V139L153 140H150L149 139V137H148V134H146V133ZM151 132V133H150ZM178 132V133H177ZM180 132V133H181ZM236 134H235V133ZM60 133H61V135H60ZM71 133H69V134H71ZM73 133L71 134V135H73ZM99 133V134H98ZM105 135V136H103V134ZM118 133V134H117ZM145 133V134H144ZM154 133V134H153ZM162 133V134H161ZM166 134V136H165V134ZM171 133V134H170ZM176 133V134H175ZM201 133L203 134V135H205V136H202V138H204V139H202V140H200V136H201ZM211 133V134H210ZM40 134H42V133H40ZM84 134H86V135H84ZM90 134V135H89ZM93 134H94V136H93ZM95 134H97V135H95ZM168 134L169 135H171L170 136V138L168 137ZM174 134V135H173ZM200 134V135H199ZM206 134L208 135L207 137L211 140V141H213L214 143H212L211 141H209V140H207V137H206ZM213 134V135H212ZM218 134V135H217ZM219 134H221V135H219ZM236 135V136H238V138H237V140L238 141H236V140H234V139H232L233 137H235V139H236V136H232V135ZM260 134V135H259ZM68 135V136H67ZM87 135H89V138H87L88 136ZM101 135V136H100ZM116 135H117V137H116ZM143 135L145 136V137H143ZM173 135V136H172ZM196 135H197V137L198 138H196ZM210 135H211V137H210ZM215 135V136H214ZM223 135V136H222ZM229 135H231L232 136V138H231V136H230V139H229ZM80 136V137H79ZM85 136H86V138H85ZM96 136V137H95ZM103 136V137H102ZM193 136H194V138H193ZM70 137V138H69ZM94 137V138H93ZM98 137V138H97ZM102 137V138H101ZM158 137H160V139L158 138ZM164 139V141H163V139ZM176 137V138H175ZM212 137H215V138H212ZM223 137V138H222ZM225 137V138H224ZM68 138H69V140H68ZM72 138V139H71ZM77 138H81V139H77ZM91 138V139H90ZM97 138V139H96ZM138 138H139V140H138ZM156 138H157V140H156ZM177 138V139H178ZM212 138V139H211ZM222 138V139H221ZM89 139V140H88ZM121 141H120V140ZM129 139V140H128ZM133 139H134V141H136V143H134V141H133ZM159 139V140H158ZM161 139H162V142H161ZM165 139H167V140H169V141H167V140H165ZM172 139H173V142H172ZM181 139V137L178 139V140H180ZM184 139V138H183ZM192 139V140H191ZM196 139V140H195ZM228 139V140H227ZM54 140H56V139H51L50 141H49V143L52 141V142H55ZM75 140V141H74ZM83 140V141H82ZM95 140V141H94ZM98 140V141H97ZM102 140V141H101ZM131 141V142H128V141ZM203 140H205L206 141V143H205V141H203ZM226 140L229 142V140L232 142V143H234V144H232V143H230V144H232L234 147H235V144H237V145H239L240 147H238L237 146V148H234V147H232V145H229V143H226ZM234 140V141H233ZM47 140H42V141H38L37 142V140L36 141H32V142H34L33 144L36 146V145H38L39 146V144H40V142H41V144H40V146L42 145V149H44V148H51L50 146H49V143L48 142H46ZM89 141H94V143H92L91 142V144H90V142ZM126 141L128 142L127 143V145H126ZM132 141H133V143H132ZM147 141V142H146ZM154 141V142H153ZM171 141V142H170ZM209 143H208V142ZM217 141V142H216ZM222 143H221V142ZM223 141H225V142H223ZM36 142H37V144H36ZM65 142L67 143V146L65 145ZM98 142H100V144L98 143ZM113 142V143H112ZM120 142H122L124 145H125V147H127V149L129 150V149H132L133 148V152H131L130 153V150H129V152H127L128 150L124 147L123 149H126V153H125V150L123 151V149L122 148H119V146L120 147H123L124 145H122V143H120ZM139 142V143H138ZM147 143V145L149 146V147H147V145L145 144H143V143ZM162 144H161V143ZM200 142V143H199ZM237 142V143H236ZM46 143H48L47 145L49 146V147H47V145H43V144H46ZM56 144L54 145L53 144V149H55V150H57L58 148V145L60 144V146H61V143H58V141H56L55 142ZM75 143H76V145H75ZM81 143V144H80ZM129 143H131L132 145L133 144H135V145H137L138 147H139V151H138V147L137 148H135V150H134V147H135V145H131V144H129ZM142 143V144H141ZM168 143H169V145L170 144H174L173 146H174V149L173 148H171L172 147V145H168ZM199 143V144H198ZM240 143V144H239ZM58 144V145H57ZM70 144V145H69ZM72 144L74 145V146H72ZM81 145V147H80V145ZM86 144H89V145H87L86 146ZM92 144H93V146H92ZM97 144V145H96ZM110 144V145H109ZM120 144V145H119ZM140 144V145H139ZM198 144V145H197ZM200 144H202L201 146H200ZM208 145L209 144V146L210 147H212V148H210V147H207V146H205V145ZM242 144V145H241ZM77 145H78V147H77ZM99 145V146H98ZM131 146L132 148H129L128 146ZM164 145H166V146H164ZM43 146H44V148H43ZM68 146H70V147H72L71 149L68 147ZM89 146H91V147H89ZM115 148V150H114V148ZM141 146H143V151L142 150H140V149H142L141 148ZM158 146V147H157ZM161 146H163V147H161ZM195 146H197V148L199 147V149H197V148H195ZM215 146L217 147V148H215ZM225 146V147H224ZM73 147H75V148H73ZM80 147V148H79ZM84 147V148H83ZM108 147H110V149L108 148ZM146 147V148H145ZM151 147V148H150ZM160 147H161V149H163V150H165V151H170L171 150V152H163V150H162V152H161V150H158V149H160ZM165 147H166V149H165ZM176 147V148H175ZM215 148V150H213V151H211L212 149H214ZM51 148V149H52ZM69 148V149H68ZM81 148H83V149H81ZM93 148V149H92ZM113 148V149H112ZM152 148H154V149H152ZM157 148V149H156ZM203 148V149H202ZM205 148L207 149V150H205ZM210 149V151H209V149ZM239 148H241V150L239 149ZM74 149V150H73ZM80 149V150H79ZM87 149V150H86ZM95 149V150H94ZM107 149H109L108 151H107ZM118 149V150H117ZM120 149V150H119ZM150 149V150H149ZM217 149V150H216ZM235 149H237V150H235ZM73 150V151H72ZM76 150V151H75ZM90 150V151H89ZM92 150V151H91ZM103 150V151H102ZM150 152H149V151ZM174 150H175V152H174ZM196 150H197V152H196ZM219 150H221V153H220V155H218L217 153V155L215 154V153H213V152H220ZM239 150V151H238ZM80 151V152H79ZM101 151V152H100ZM124 153H123V152ZM138 153H137V152ZM156 151V152H157ZM222 151H224V152H222ZM241 151V152H240ZM71 152H72V154H71ZM76 152V153H75ZM78 152V153H77ZM100 154V155H102V157L103 156H109V157H104V161L102 160V158H100L99 156H95V154ZM103 152H104V154H107V155H104L103 154ZM107 152V153H106ZM119 152V153H118ZM134 152H136V154H134ZM140 152V153H139ZM143 152H145L144 154V156H141V154H143ZM154 152V153H153ZM185 152V153H184ZM210 152H212L211 154H210ZM240 152V153H239ZM92 153H93V155H92ZM110 153V154H109ZM115 153V154H114ZM130 153V154H129ZM200 153V154H199ZM204 153V154H205ZM224 153V156L222 155ZM79 154V155H78ZM118 154H121L120 156L118 155ZM127 154H129L130 155V157H129V155H127ZM131 154H133V155H131ZM73 157H72V156ZM135 155V156H134ZM149 155V156H148ZM163 155H161L160 154V156H163ZM169 155V154H168ZM205 155H207V154H205ZM215 155L216 156H218V157H216L215 158ZM242 155V156H241ZM259 155V156H258ZM77 158H76V157ZM126 156H128L130 159H133V160H128V159H126L127 157ZM140 156V157H139ZM145 156H147V157H145ZM222 156V157H221ZM236 156V157H235ZM237 156H238V158H237ZM257 156V157H256ZM72 157V158H71ZM135 157V158H134ZM136 157L138 158L139 157V159H141L140 161H139V159H136ZM97 158H99V159H97ZM107 158H108V160H107ZM114 158V159H113ZM234 158V159H233ZM245 158V159H244ZM250 159V160H253L252 161V163L250 162V160L248 161V159ZM106 159V160H105ZM111 159V160H110ZM134 159L136 160V161H134ZM151 159V160H150ZM255 159V160H254ZM74 160H76V161H74ZM97 160H99V162L97 161ZM101 160H102V164H103V162H104V165L102 166V164L100 163L101 162ZM128 160V161H127ZM139 162H138V161ZM144 160V161H143ZM106 161V162H105ZM113 161H115V162H113ZM133 162L134 161V163L136 164H138V165H132V163H130V162ZM147 161V162H146ZM149 161V162H148ZM152 161V162H151ZM234 161V162H233ZM114 166H112L110 163ZM150 162H151V164H150ZM250 162V163H249ZM256 162V163H255ZM108 163H109V167H108ZM124 163V164H125ZM144 164V166H145V168H144V166H143V164ZM146 163H148V164H146ZM101 166H100V165ZM259 166H258V165ZM236 165V166H235ZM238 165V166H237ZM249 165V166H248ZM111 166V167H110ZM122 166H124V165H122ZM129 166V167H128ZM132 166V167H131ZM236 168H235V167ZM115 168V169H113V168ZM134 167H135V169H134ZM141 167V168H140ZM239 167V168H238ZM85 168V169H84ZM110 168H111V170H110ZM134 169V171H133V169ZM137 168H138V170H137ZM140 168V169H139ZM145 169V170H142V169ZM259 169V170H258ZM86 170H87V168H86V166H82V167H80V177L77 179V178H75V179H73L72 181H70V178H69V175H67L66 177V179H64V183L62 184L63 185V187H69V186H71V187H69V188H73V190L74 191H77L78 190V188L77 187H80L81 188V186H79L80 184H81V182H84L85 181V178H84V176H86V174H87V172H86ZM84 171H85V173H84ZM111 172V175L109 174ZM114 174H113V173ZM136 173V174H135ZM141 173V174H142ZM140 175V174H139ZM142 175V176H143ZM81 176H82V178H81ZM90 176V178L93 180V178L95 177L93 174L92 175H89ZM92 176V177H91ZM141 176V175H140ZM87 177V176H86ZM134 178V179H133ZM90 179V180H91ZM95 179V178H94ZM107 179V178H106ZM114 179H116V178H114ZM19 180H22V179H19ZM78 180V181H77ZM16 181V180H15ZM23 181V180H22ZM76 182V183H75ZM184 182V180L182 179H179L178 180V184H181V183H183ZM69 183V184H68ZM75 183V184H74ZM80 183V184H79ZM110 183V182H109ZM17 181H16V183L14 182L13 183V185L12 186H15L16 185V187H14L16 190L18 189V191L20 192V190H21V193L22 192H25V193H23L24 194V196H26L28 199H30V200H32V202H33V204H35V205H38V203L39 204H41V206L43 205V208H44V212H43V214L42 215H39V213L37 212V211H31V213L34 215V216H36V215H39L38 217H35V220L33 219V221L29 224V226H28V228H26V229H24V228H21L19 225L17 226V225H13V226H9V223H7V222H10V221H6V218L0 213V215L2 216H0V224H1V226H0V234H1V231H2V233H3V235L1 234L0 235V264H94L93 262H92V256H93V254H95L94 252H95V247H93L91 244H88V245H86V246H83V251H85L87 254H88V256H89V258H83V257H81L80 256V253L81 252H79V250L78 251H75V250H77V248H75V247H72V246H70V247H67L66 246V244L64 243L65 241H64V238L65 239H67V240H69L68 238V236L67 235H65L63 232H61V230H59L58 231V225L56 224V223H53V221H49L48 223H47V220H46V215H50V216H54V215H59V214H62L63 216H65V215H67V214H69V216H72L73 218H76L75 219V221H77V223L80 225V227L82 226V227H86L87 229L86 230H88V233H90L91 235L93 234V235H95V234H101V235H103V236H105V237H112L115 241H114V243H109L108 244V242L106 241V240H104V241H102V242H100L99 244H98V246H99V250H102V251H104L105 250V252H111L110 254L112 255V257H113V261H114V264H127L126 263V261L123 259L124 258V256H122V255H120L119 254V252H118V250H119V248L120 247H122L123 245L122 244H126V243H123V242H121V240H119V239H117V238H114V235H113V231H111L112 230V227H111V225L109 224V222L108 221H106V225L103 227V229H102V227H100L101 229H99L98 227H97V225L95 224V223H91L90 224V222L92 221V219H91V215H90V213H92L91 211H93V212H96V210H97V208H94V204H92V202L89 200V199H85L84 201H86L85 203H84V205L83 206H81V207H83V208H81L80 210L82 211V210H84L85 211V213L87 212V214H85L84 213V217H83V215L81 216L79 213H76L75 211H74V209H73V206H72V208H71V203H72V201L74 200V197H73V195L75 194H73L72 195V191H71V193H68L67 191L65 192V190H63V196H64V198L63 199H61V202H60V200L59 199H57L55 196H51L50 198L47 196L46 197V195H43V194H39V192H37V191H32L33 189H31L30 190V188L29 187H27L26 185H24V187L22 188H20V185H19V187H17ZM75 186H74V185ZM76 187V188H75ZM20 188V189H19ZM25 188V189H24ZM79 188V189H80ZM147 188V186L146 187H144L143 188V190H142V198H141V200L144 198H148L149 199V197L148 196H150L152 199H149L148 201H149V203L151 204H149V206L150 207H155V206H158L162 211L163 210H165V214L164 213H162V211H161V214L163 215V217H164V219L162 220V216L160 217L161 218V220H160V225L161 226H163V227H165L166 229L168 228L169 230L171 229V232L173 233V234H168L169 236L171 235H173L171 238H169L167 235L164 237V239H165V241L166 242H168V243H170L171 244V246H170V248H172V252L171 253H175V255H177V258H179L180 260H179V262L180 261H182V260H185V261H183V264H196L197 262V264H249V262H248V260L245 258V257H243V255H240V254H242V250L240 249L241 247H238L239 246V244H238V242L240 241H242L241 239H240V237L242 236V233L243 232H240L239 234H238V238H237V235L235 236V237H233L234 238V240L233 239H223L224 237L223 236H221V235H217L215 232H214V229H210L209 227H206L207 226V223L206 222H202V223H200L198 226H199V228L198 229H204L203 231L205 232V231H207V233H208V231H209V233L208 234H210V235H212L213 237H212V240H211V242H210V240L208 241V242H210V243H207V241L205 240V242H204V239H201L202 237L200 236V234H191V232H192V229H190V228H187V233H189V236H191V238H187V237H189V236H187L186 238L188 239V241H186V238L184 237V236H182V237H184L185 238V241H184V238H182L181 237V235H176L175 233H176V229H177V227L176 226H174V225H170V223L168 222L169 220L167 219V216L169 215V214H167V212L168 213H170L171 211H173V210H171V209H174V211H178V212H180V211H182V212H185V211H183V209H181L180 207H178V205L176 206L174 203H172V202H170L169 203V198H170V200L172 201L173 200V196L172 195H174V196H176V192L174 191V190H176V189H172L171 191L170 190H167V193H165V195L166 194H169V195H167V197L166 196H164V194L161 196H159V190L157 189H154V188H152V189H154L153 191H155V192H153L152 191V189L151 188H149V186H148V190L146 189ZM157 188V187H156ZM28 189V190H27ZM82 189V188H81ZM149 192H146V190ZM151 189V191H149ZM82 190H84V189H82ZM135 190V189H134ZM68 191H70V190H68ZM86 191V190H85ZM84 191V192H85ZM144 191H145V193H144ZM157 191V192H156ZM174 191V192H173ZM177 191V190H176ZM33 192V193H32ZM78 192V191H77ZM134 192V191H133ZM132 192V194H134ZM35 193L37 194V195H35ZM67 193V194H66ZM86 194L85 195H88V194H90V193H87V191L85 192ZM96 193V194H95ZM109 192H107V194H105L104 195V193H97V192H93L92 194H90V196H94L95 195V197H98V196H101L102 194H103V196L102 197H98V199H99V202L100 203H102V205H104L105 203V205L104 206H101V213H103V214H111V213H113V211L114 212H118V217H121V219L123 220V221H126V222H130V224H132V221L135 219V217L134 216H136V218H137V216H140L139 214H134L133 212L134 211H131V210H129V209H127L126 208V206L124 205L125 204V202H122V204L120 205L118 202H117V200H119V196L116 194V196H117V200L115 199H113V195H114V193H112V196H109V194H108ZM152 193V194H151ZM156 193V194H155ZM172 193V194H171ZM84 194V193H83ZM82 194V195H83ZM120 194V193H119ZM145 194V195H144ZM147 194V195H146ZM156 195V197H155V195ZM67 195V196H66ZM107 195V196H106ZM43 196L45 197V198H43ZM89 196V195H88ZM147 196V197H146ZM153 196V197H152ZM157 196H159V197H157ZM166 198V199H163L164 197ZM171 196H172V198H171ZM109 197V198H108ZM121 197V196H120ZM163 197V198H162ZM47 198V199H46ZM67 198V199H66ZM155 198V199H154ZM158 198V199H157ZM37 199V200H36ZM42 199H44V200H42ZM50 199H51V201H50ZM55 199H57V202L55 201ZM66 200V203H65V200ZM104 199V200H103ZM106 199H108L109 201H107L106 202ZM157 199V200H156ZM45 200H46V203H45ZM49 200V201H48ZM53 200V201H52ZM64 202H63V201ZM72 200V201H71ZM101 200V201H100ZM113 201V202H111V201ZM44 201V202H43ZM48 201V202H47ZM55 201V202H54ZM88 201H90V203L88 204ZM95 201H98L97 200V198H96V200ZM158 203H157V202ZM159 201H161V202H159ZM166 201H168V202H166ZM62 202H63V204H62ZM105 202V203H104ZM115 202V203H114ZM107 203H109V204H107ZM112 203V204H111ZM121 203V202H120ZM165 205V207L167 208H164L163 206V204ZM169 204V206H167L166 204ZM172 203V204H171ZM112 206H111V205ZM120 205V206H118V207H116L115 205ZM160 204V205H159ZM171 204V205H170ZM174 204V205H173ZM47 205V206H46ZM107 205H109V206H107ZM114 205V206H113ZM142 205V204H141ZM200 205H202L203 206V204H201L200 203ZM106 206V207H105ZM125 206V207H124ZM174 206H176V207H174ZM113 207V208H112ZM114 207H116V208H114ZM121 207V208H120ZM161 207H163V208H161ZM174 207V208H173ZM179 209H178V208ZM103 208V209H102ZM105 208V209H104ZM106 208H107V210H106ZM169 208H171V209H169ZM177 208V209H176ZM194 208H195V210H194V213L196 214V215H198V212H199V210H198V208L196 207V206H194ZM25 210V211H29L30 212V210L28 209V208H21V210ZM113 209H115V210H113ZM127 209V210H126ZM197 209V210H196ZM19 210H20V207H19ZM108 210H110V211H108ZM105 211V212H104ZM123 211H124V214H123ZM129 211V212H128ZM203 211V210H202ZM51 212V213H50ZM108 212V213H107ZM149 211H147V213H148ZM177 212V213H178ZM75 213H76V215H75ZM126 213H129L128 215L131 217H129V216H127V214ZM136 213V212H135ZM146 213V215H148ZM45 214V215H44ZM121 214V215H120ZM204 214V215H203ZM203 214H202V220L204 219H210V218H212V216H210V215H206L205 213H204V211H203ZM125 216V218H124V216ZM165 215H167V216H165ZM48 216H47V218H48ZM95 216H97V215H95ZM201 216V215H200ZM200 216H199V218H200ZM210 216V217H209ZM44 217V218H43ZM81 217V218H80ZM141 217V216H140ZM4 218V219H3ZM40 218H43V219H45V220H40ZM165 218L168 220H166L165 221ZM185 218V217H184ZM255 220H258V217H256L255 218ZM46 221V222H45ZM11 223V222H10ZM53 223V225L56 227V225H57V227L55 228L53 225L51 226V224ZM169 223V224H168ZM253 223H254V221H253ZM252 223V224H253ZM12 224V223H11ZM43 224V225H42ZM168 224V225H167ZM203 226H202V225ZM206 224V225H205ZM255 224V223H254ZM253 224V227H254V229L252 230V232H253V234L251 235V237H250V239H252V241L253 242H260V241H262V240H264V228H262L261 226L260 227H257L258 225L257 224H255L254 225ZM133 225H135V223H133ZM7 226V227H6ZM17 226V228H21V229H19V232H18V229L17 228H15ZM94 226H96V227H94ZM107 226V227H106ZM9 227V228H8ZM11 227V228H10ZM12 227H14V228H12ZM53 227V228H52ZM5 230H4V229ZM111 228V229H110ZM11 229V230H10ZM56 229H57V231L58 232H56ZM198 229H197V231H198ZM227 229V228H226ZM17 230V231H16ZM22 230V231H21ZM141 231L139 232L140 234H144V235H149V232H146V231H144V230H142V229H140ZM174 230V231H173ZM229 230V229H228ZM4 231H5V234H4ZM27 231H29V233L27 232ZM200 231V230H199ZM226 231V234L227 235H229L228 234V231L227 230H225ZM230 231V230H229ZM60 232V233H59ZM211 232V233H210ZM57 233V234H56ZM61 233H63V234H61ZM56 234V235H55ZM59 234V235H58ZM216 234V235H215ZM223 234V233H222ZM90 235V236H91ZM151 235V234H150ZM194 235H197V237L195 236L194 237ZM62 236V237H61ZM65 236V237H64ZM68 238H67V237ZM180 236V237H179ZM215 236V237H214ZM219 236V237H218ZM247 237H249V235H246ZM109 237V238H110ZM167 237V238H166ZM193 237V238H192ZM2 238V239H1ZM57 238V239H56ZM62 239H63V241H62ZM193 239V240H192ZM168 240V241H167ZM172 240V241H171ZM214 240V241H213ZM62 241V242H61ZM190 241H191V243L192 244H194L195 246H197V247H195L194 245L192 246V248L193 249H191V247H189V244L188 245H186L187 243H190ZM199 241V242H198ZM214 243H213V242ZM229 241H231V242H229ZM4 242V243H3ZM107 242V243H106ZM190 243V244H191ZM64 244V245H63ZM114 244V245H113ZM115 244H117V246L115 245ZM118 244H119V247H118ZM120 244H121V246H120ZM191 244V245H192ZM219 246H218V245ZM238 244V245H237ZM112 245V246H111ZM184 245H185V248H186V250H183V249H185L184 248ZM216 245L218 246L217 248L218 249H223L222 251L221 250H217V248H215V250L214 249H212V247L214 248V247H216ZM54 246V247H53ZM110 246V247H109ZM118 247V248H117ZM126 247V248H125ZM125 247L123 246V248L126 250V251H129V253L131 252H133L134 254H136V251L134 250V248H132L129 244H126L125 245ZM183 247V248H182ZM199 247V248H198ZM203 247H205V248H203ZM54 248V249H53ZM94 248V249H93ZM107 248V249H106ZM187 248H188V251H187ZM190 248V249H189ZM203 248V249H202ZM56 249V250H55ZM90 251H89V250ZM201 249V250H200ZM207 249V250H206ZM88 250V251H87ZM180 250V251H179ZM56 251V252H55ZM181 251H183L182 253H178V252H181ZM79 252V253H78ZM91 252V253H90ZM115 254H114V253ZM228 252V253H227ZM93 253V254H92ZM130 253V254H131ZM177 253V254H176ZM92 254V255H91ZM127 254H128V252H127ZM179 254V255H178ZM184 254H185V258H184ZM226 254V255H225ZM132 255V254H131ZM211 255V256H210ZM235 257H234V256ZM90 256H91V258H90ZM141 258H142V260L145 262V261H147V262H145V264H163V263H161V262H159V261H157L155 258L156 257H144L143 255H139ZM189 256V257H188ZM231 259H230V258ZM119 258H122V259H119ZM189 258V259H188ZM238 258V259H237ZM116 260V261H115ZM119 260H121V263H119L120 261ZM149 260V261H148ZM216 260V261H215ZM217 260H218V262H217ZM235 260V261H234ZM123 261V262H122ZM125 261V262H124ZM91 262V263H90ZM186 262H188V263H186ZM196 262V263H195ZM257 264H262V262H257Z\"/></svg>",
    "mask_w": 264,
    "mask_h": 264
}]
</instances>
